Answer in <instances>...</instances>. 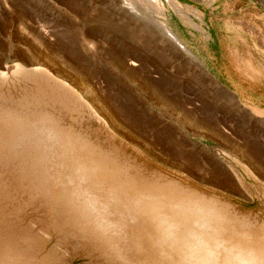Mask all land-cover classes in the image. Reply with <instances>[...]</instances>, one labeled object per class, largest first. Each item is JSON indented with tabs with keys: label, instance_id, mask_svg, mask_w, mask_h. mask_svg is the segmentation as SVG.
Returning a JSON list of instances; mask_svg holds the SVG:
<instances>
[{
	"label": "rangeland",
	"instance_id": "1",
	"mask_svg": "<svg viewBox=\"0 0 264 264\" xmlns=\"http://www.w3.org/2000/svg\"><path fill=\"white\" fill-rule=\"evenodd\" d=\"M158 1L163 16L137 8L146 16L138 20L121 15L116 0H0V71L45 70L119 138L264 220V0H176L198 17L178 16ZM21 71L0 80V264H140L143 258L129 257L115 237L142 225L128 213L121 221L114 207L95 218L87 203L64 193L61 165L85 158L113 179L134 164L135 153L111 144L59 88ZM12 96L15 104L7 105ZM196 195L189 208L211 207L220 216L209 230L215 238L264 244V226L244 222L207 192L210 203L203 191ZM144 224V234L155 236ZM209 232L183 243L204 242ZM168 243L174 249L179 242Z\"/></svg>",
	"mask_w": 264,
	"mask_h": 264
},
{
	"label": "bare ground",
	"instance_id": "2",
	"mask_svg": "<svg viewBox=\"0 0 264 264\" xmlns=\"http://www.w3.org/2000/svg\"><path fill=\"white\" fill-rule=\"evenodd\" d=\"M116 1L119 3V13L130 18L145 19L146 16H139L135 9L138 8L145 14L147 7H152L154 12L163 16V8L158 0ZM167 3L175 14L179 13L178 16L181 13L189 12L198 17L196 10L181 6L176 0H167ZM156 23L158 28L165 31L174 43L180 42L163 22ZM195 28L196 26L192 27V29ZM180 45V50L188 52L185 46ZM13 75L15 76V73ZM34 85L38 86V84ZM139 156L136 153L130 155L134 164L118 168L119 176L117 175L113 179L102 177L99 168L94 164H88L89 162L85 158H82L83 165L65 162L61 164L64 165V179H62L64 180V193L70 194L83 204L87 203L92 215L97 219L108 217L111 214L110 209L112 210L114 207L116 208L115 216H121L123 222L126 218L125 213L129 214L136 226H144V222L147 220L152 225L155 236H146L143 231H147L148 228L139 226L130 228L127 235L123 234V232L126 233L127 228L118 229L119 234H116L115 237L119 241H115L116 245L124 250L129 257L138 255L143 258V262L138 261L140 264H264V244L262 242L256 238H252L253 240L237 238L230 241L215 238L209 232L211 222L220 219L214 208H189L187 206V202L190 203L193 199L198 200L196 194L198 190H201L200 188L162 174L158 169L148 164L146 159L143 160ZM142 172H144L143 175L140 174ZM129 174L131 175L129 176ZM120 175L125 179H120ZM103 176L106 175L103 173ZM108 188L109 190H107ZM201 191L204 193V200L210 203L213 199L207 197L204 190ZM115 198L119 201L114 200ZM204 205L206 204L204 203ZM206 230L209 232L206 241L193 246L183 243L190 241L194 236L196 238L198 233L204 234ZM184 231L187 232V235L184 234ZM157 232L160 236L157 235ZM126 239L131 241H122ZM156 239L179 243L174 244L175 248L171 249L172 243L157 242L158 244H154L153 241ZM186 247L192 248L191 251L186 252V255L195 257V259H182L186 255L179 250Z\"/></svg>",
	"mask_w": 264,
	"mask_h": 264
},
{
	"label": "water",
	"instance_id": "3",
	"mask_svg": "<svg viewBox=\"0 0 264 264\" xmlns=\"http://www.w3.org/2000/svg\"><path fill=\"white\" fill-rule=\"evenodd\" d=\"M16 67L21 68L22 71L20 74H22L24 76V78L26 77L29 80H36L38 82H44L50 88H53V87L59 88V90L61 91L60 94L63 97V101L69 102L70 99L75 100L76 101L75 104L77 106L82 107L85 110L87 117H88L87 120L89 121L90 126L99 127L101 129L103 135L107 136V138L110 139L111 144H113L115 147H119V148L123 147V149L127 150V152L129 151L132 153H137V154L141 155L142 158L146 159L152 167H154V168L158 169V171L162 172V174H165V175L172 177V178L185 180V181L193 184L194 186L200 188L201 190L206 191L213 198H216L218 201H220L225 206H227L229 208L230 213L242 218L244 220V222L250 223L252 226H255V227H263L264 226V220H260L255 214H253V212L251 210H249L248 208H245L236 199H232L231 197L226 196V195L220 193L219 191H215L209 187H205V186H202V185H199V184L193 182L192 180L187 178L185 175H183L179 172H176L174 170H171V169L155 162L153 159L149 158L144 153H142L141 151H139L138 149H136L132 145L128 144L126 141L119 138L117 135H115L112 131H110L107 128L106 123L101 118L98 117V115L90 108V106L82 99V97L77 92H75L71 87H69L65 82H62V81L52 77L45 70L37 68V67L25 68V67L20 66V65H15L14 68H16ZM14 68L12 70H14ZM11 71H9L8 73L0 71V80L3 81V80L10 79L11 76H9V74ZM1 95H2V93H0V96ZM6 97H8V96H4L3 99H6ZM11 98L13 99V101H11V102L9 101L7 103V105H14L15 104L14 96H12ZM262 199H264V197ZM73 235L75 237H77L74 233H73ZM79 240L83 241L89 245L94 244V246L96 247V243H94L92 241H85L82 239H79Z\"/></svg>",
	"mask_w": 264,
	"mask_h": 264
}]
</instances>
